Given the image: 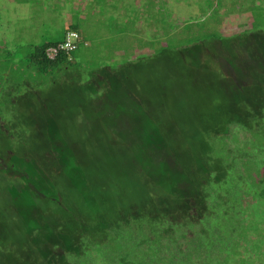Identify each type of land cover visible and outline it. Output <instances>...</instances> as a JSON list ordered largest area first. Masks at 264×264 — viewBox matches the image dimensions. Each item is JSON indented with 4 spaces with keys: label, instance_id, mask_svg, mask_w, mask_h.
<instances>
[{
    "label": "trees",
    "instance_id": "trees-1",
    "mask_svg": "<svg viewBox=\"0 0 264 264\" xmlns=\"http://www.w3.org/2000/svg\"><path fill=\"white\" fill-rule=\"evenodd\" d=\"M70 32L72 52L87 45L75 29L62 41ZM57 44L23 59L53 85L30 97L18 81L22 114L0 123V264H75L136 225L200 221L206 185L227 176L211 140L264 116L262 30L163 48L124 65L117 84L103 68L87 92L72 52L46 57Z\"/></svg>",
    "mask_w": 264,
    "mask_h": 264
},
{
    "label": "rangeland",
    "instance_id": "rangeland-1",
    "mask_svg": "<svg viewBox=\"0 0 264 264\" xmlns=\"http://www.w3.org/2000/svg\"><path fill=\"white\" fill-rule=\"evenodd\" d=\"M5 1L0 0V123L8 125L22 114L11 100L18 81L29 84L24 86L30 97L55 81L23 59L34 46L62 39L66 0H28L27 5H22L24 0ZM93 1H87L85 13L78 5L68 10L75 30L87 40L70 55L86 92V87L99 91L103 68L117 69L110 79L117 84L124 65L151 58L163 48L190 42L194 47L217 35L261 30L264 34V0H114L111 5ZM127 70L137 78L133 69ZM211 144L227 176L206 185L207 207L200 221L189 216L175 218L161 229L136 225L101 244L98 254L87 251L75 264H264V116L253 129L231 125Z\"/></svg>",
    "mask_w": 264,
    "mask_h": 264
},
{
    "label": "crops",
    "instance_id": "crops-1",
    "mask_svg": "<svg viewBox=\"0 0 264 264\" xmlns=\"http://www.w3.org/2000/svg\"><path fill=\"white\" fill-rule=\"evenodd\" d=\"M5 1V0H4ZM25 2H23L22 3V5H27V1L28 0H24ZM65 0H61V3H63ZM87 1H90L91 3H93L94 1L93 0H66L65 1V5H64V7H65V9H64V15H65V18H64V20H65V27H66V31H65V33L67 32V30H69V29H76L75 28V26H73V23H74V21L72 20V18H70L69 17V15H68V10H69V8H71V7H73L75 10L77 9V5H78V7L85 13L88 9H87ZM106 2V3H108V4H112L113 2H114V0H103V2ZM138 1V0H137ZM5 3H7L6 1H5ZM67 4V5H66ZM79 4H81V6H79ZM6 5H8L7 7L8 8H10V9H12L11 7H12V5H9L8 3L6 4ZM96 6H99V5H97V4H95ZM61 6L63 7V4H61ZM95 7H93V8H91L90 10H92V9H94ZM13 10V9H12ZM27 11V10H26ZM25 11V12H26ZM89 11V10H88ZM18 13H21V12H18ZM83 17V16H82ZM76 31H78V32H80L81 33V31L80 30H76ZM65 33L63 34V37H62V39L60 40V41H58V42H44L42 45H44V44H57V43H59V42H62V40L64 39V36H65ZM82 34V33H81ZM6 35V33H3V36H5ZM83 35V34H82ZM42 83H44V82H42ZM25 84H27V86L29 87V84L28 83H25ZM31 87V86H30ZM40 92L41 91H38L37 92V94L39 95L40 94Z\"/></svg>",
    "mask_w": 264,
    "mask_h": 264
},
{
    "label": "built area",
    "instance_id": "built-area-1",
    "mask_svg": "<svg viewBox=\"0 0 264 264\" xmlns=\"http://www.w3.org/2000/svg\"><path fill=\"white\" fill-rule=\"evenodd\" d=\"M79 34L77 32H70L66 35L64 41L57 45L48 47L45 51L46 57L49 60L56 59L60 54L69 55L73 50L76 49L79 41Z\"/></svg>",
    "mask_w": 264,
    "mask_h": 264
}]
</instances>
